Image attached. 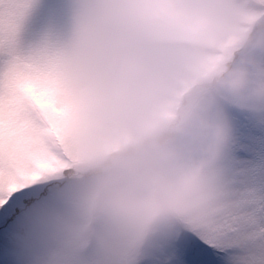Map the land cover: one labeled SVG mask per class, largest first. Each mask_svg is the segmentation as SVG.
<instances>
[{"label": "clouds", "instance_id": "9594fccd", "mask_svg": "<svg viewBox=\"0 0 264 264\" xmlns=\"http://www.w3.org/2000/svg\"><path fill=\"white\" fill-rule=\"evenodd\" d=\"M252 0H68L55 55L65 165L22 214L18 264H153L229 209L242 121L264 129Z\"/></svg>", "mask_w": 264, "mask_h": 264}, {"label": "snow or ice", "instance_id": "6c2138e0", "mask_svg": "<svg viewBox=\"0 0 264 264\" xmlns=\"http://www.w3.org/2000/svg\"><path fill=\"white\" fill-rule=\"evenodd\" d=\"M264 12V0H252ZM40 0H0V264H18L16 236L23 212L44 196L62 168L64 108L55 55L68 35L53 18L22 46L20 34ZM153 264H264V197L238 186L225 212L194 222L176 235Z\"/></svg>", "mask_w": 264, "mask_h": 264}, {"label": "rangeland", "instance_id": "374dc122", "mask_svg": "<svg viewBox=\"0 0 264 264\" xmlns=\"http://www.w3.org/2000/svg\"><path fill=\"white\" fill-rule=\"evenodd\" d=\"M52 0H40V8L33 17L25 24L19 42L27 46L39 37L41 22L53 17L48 11L47 5ZM59 10L53 17L58 24L67 25V2L68 0H56ZM235 168L238 178V186L245 191L253 192L264 197V129L258 128L248 121H242L236 149Z\"/></svg>", "mask_w": 264, "mask_h": 264}]
</instances>
